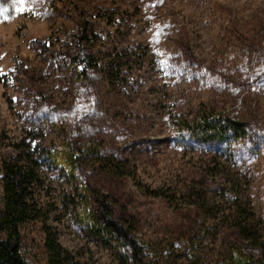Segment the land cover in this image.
<instances>
[{"label":"rangeland","instance_id":"rangeland-1","mask_svg":"<svg viewBox=\"0 0 264 264\" xmlns=\"http://www.w3.org/2000/svg\"><path fill=\"white\" fill-rule=\"evenodd\" d=\"M27 6L17 13L14 0H0V166L8 152L36 161L45 219L22 227L30 264H47L45 225L81 263L118 264L102 232L84 219V201L96 202L95 189L107 193L139 237L158 248L173 245L171 264H199L211 246L173 242L194 206L174 209L145 190L195 185L223 208L251 197L264 217V135L206 144L180 139L169 120V113L209 106L264 131V0H27ZM83 27L97 66L109 68L117 47L129 78L110 89L96 73L88 83L98 99L94 109L92 100L82 101L61 47ZM185 54L192 66L183 64ZM72 118L79 146L88 151L96 144L99 155L88 156L74 175L46 157ZM106 164L118 172L107 173Z\"/></svg>","mask_w":264,"mask_h":264},{"label":"trees","instance_id":"trees-1","mask_svg":"<svg viewBox=\"0 0 264 264\" xmlns=\"http://www.w3.org/2000/svg\"><path fill=\"white\" fill-rule=\"evenodd\" d=\"M220 15L228 9L217 3ZM121 12V18L124 17ZM67 33V31H65ZM65 37V36H64ZM61 43L62 54L68 56L74 80L81 90L82 101H91L92 109L97 107V97L89 82L95 80L96 73L103 72L104 85L112 88L114 80L129 82L119 67L123 52L114 48L111 53L112 62L109 68L97 66L91 48L92 38L86 28L66 36ZM185 48V46H184ZM184 52V51H183ZM185 53V52H184ZM183 64L193 65V59L186 54ZM109 65V64H108ZM82 91L84 93L82 94ZM169 120L180 139H197L202 143L220 144L224 142L247 140L255 134L264 135L260 124L251 128L250 123L226 115L214 107H200L189 114L169 113ZM66 134L54 150L49 149L46 157L55 164L66 167L73 175L78 172L90 155L99 156L96 144L90 145L88 151L79 146V126L75 119H69ZM253 130V134L252 133ZM252 139V138H251ZM255 142V141H252ZM30 155V154H29ZM0 166V264H30L24 254L22 227L42 221L45 213L39 199L40 178L36 170V161L30 156L23 157L21 153H1ZM97 159L92 162L96 165ZM111 164L104 165L107 173L118 172ZM122 172L121 169H119ZM124 175V174H123ZM199 183L200 181H195ZM96 202L84 201L85 218L97 231L102 232L107 244L115 250L118 264H171L173 245L166 242L162 247H156L154 242L139 237L133 222L115 214L114 206L109 196L94 190ZM149 195L161 198L169 206H194L191 214L182 219L173 231L174 241L180 243L205 244L211 249L205 252L207 259L199 264H264V217L254 207L251 197L236 198L229 206L208 197L198 186L173 185L159 189L145 190ZM97 207L100 214L94 212ZM227 209V210H226ZM177 210V209H176ZM178 211V210H177ZM47 248V264H83L59 242L57 233L50 226H44ZM213 231V238L208 236ZM199 236V237H198ZM205 236V237H204ZM212 238V239H211ZM168 243V244H167ZM191 262V261H190ZM190 264V263H187ZM194 264V263H192ZM198 264V263H197Z\"/></svg>","mask_w":264,"mask_h":264},{"label":"snow or ice","instance_id":"snow-or-ice-1","mask_svg":"<svg viewBox=\"0 0 264 264\" xmlns=\"http://www.w3.org/2000/svg\"><path fill=\"white\" fill-rule=\"evenodd\" d=\"M14 4H15V10L17 11V13L29 10L27 6V0H14ZM4 11L5 10L3 8H0V15H2ZM7 18L8 17L5 16V19Z\"/></svg>","mask_w":264,"mask_h":264}]
</instances>
